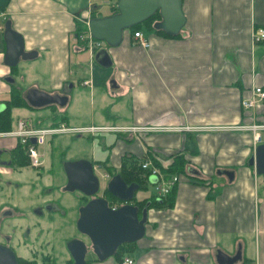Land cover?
Masks as SVG:
<instances>
[{
  "label": "crops",
  "instance_id": "1",
  "mask_svg": "<svg viewBox=\"0 0 264 264\" xmlns=\"http://www.w3.org/2000/svg\"><path fill=\"white\" fill-rule=\"evenodd\" d=\"M104 3L109 9L103 13ZM0 6V102L10 98L14 86L27 104L10 109V131L21 119L33 127L121 123L160 128L142 132L141 138L112 133L101 141V134L88 136L91 142L100 138L89 148L91 158L85 159L108 178L96 161L106 160L117 171L125 153L143 162L151 161L149 149L160 159L183 150L186 167L195 170L190 178L179 177L171 207L148 208L144 235L125 253L135 264H219L218 249L234 254L238 248L241 259L234 264H264V191L258 189L264 182L246 162L264 143V131L255 142L251 131L227 127L264 122V100L243 106L255 85L264 89V39L253 38L264 29V0H182L186 22L179 37L143 26L138 31L149 42L143 47L125 29L120 44L107 47L109 67L97 64L74 35L78 23L86 29L82 21L92 11L96 17L112 14L116 0H0ZM6 20L22 35L24 50L36 53L20 60L15 73L3 63ZM29 88L67 100L35 107L24 98ZM17 143L14 136H0V225H39L34 230L44 233L75 225L78 208L88 198L61 191L66 176L51 170L49 145L40 151L42 165L32 167L15 163ZM63 147L66 153L72 149L69 142ZM96 148L101 158L94 157ZM150 178L147 184H153ZM32 193L36 199L28 203L35 205V215L50 206L45 219H33L24 211L23 197ZM92 258L91 264H118L112 256Z\"/></svg>",
  "mask_w": 264,
  "mask_h": 264
},
{
  "label": "water",
  "instance_id": "2",
  "mask_svg": "<svg viewBox=\"0 0 264 264\" xmlns=\"http://www.w3.org/2000/svg\"><path fill=\"white\" fill-rule=\"evenodd\" d=\"M116 8L117 11L113 14L91 17L88 20V29L93 38L103 40L106 45L98 49L93 57L101 67H109L112 63L107 47L118 46L125 29L143 23L156 12L160 19L154 22L153 27L163 30L167 35L179 34L186 22L182 0H116ZM3 39L6 46L3 63L9 67L16 66L20 60L31 59L36 54L24 50L23 37L12 28L10 20L4 23ZM24 98L28 104L35 107L63 105L67 100L65 95L48 93L38 88L27 89ZM247 163L255 168L264 182V143L255 147ZM62 167L66 183L61 191H77L88 198L79 206L75 222L78 231L86 236L88 241L80 236L66 240L65 246L72 258L70 264H87L88 251L97 259L104 260L114 255L120 244L135 241L144 235L150 203L147 202L141 209L135 203L134 197L140 187L137 182L128 184L119 173L108 178L103 191L106 189L118 201L117 204H112L108 197L98 195L100 181L91 160H66ZM188 170L195 172L192 168ZM150 179L151 183L157 180L155 177ZM46 208L49 209L50 206ZM215 256L219 264H234L241 259V250L238 248L234 254H228L218 249ZM0 264H19L15 250L2 242Z\"/></svg>",
  "mask_w": 264,
  "mask_h": 264
},
{
  "label": "rangeland",
  "instance_id": "3",
  "mask_svg": "<svg viewBox=\"0 0 264 264\" xmlns=\"http://www.w3.org/2000/svg\"><path fill=\"white\" fill-rule=\"evenodd\" d=\"M107 9H109L108 4L104 3L101 10L104 13L108 11ZM118 124H121V123H118ZM96 125H99V124H96ZM113 135L115 134H112V133L103 134L102 135L103 138L101 137L100 140L103 141L104 138L105 139H107L108 137L111 138ZM135 137L137 138L144 137V133H139ZM99 138H100L99 136H96L95 141L91 142L89 140L88 135L86 134L80 137L74 136L71 134H59L53 137L52 142H46L44 146H40L38 149L39 151L42 152L43 147H46L47 145L50 146L49 149H46V152L48 153L49 158L51 159V162H52L51 170H53V172H59V174H62L64 173L63 167H62V163L64 161L70 160V159L74 160L78 158H85V157L91 158V156H88L90 154L89 152L91 151L89 150V148L91 147L94 148V145L98 143ZM57 141L59 142V144H57ZM67 142H69L72 149H74V150L71 149L70 151H68V153L65 152L66 148L63 147L67 144ZM72 142H75V143H72ZM97 147L99 146L97 145ZM97 149L98 148H96V151L94 150V157L101 158L102 154L100 150L98 151ZM249 157L250 155L246 157V162L249 160ZM45 169L46 167H44L43 170L45 171ZM95 172L98 175L99 181H100V188L98 191V195H103L104 194L103 189L107 183L108 178L105 176L103 169L96 168ZM183 177L184 176L181 175L180 178H183ZM64 179L66 182V178ZM153 187H154L153 184H150V183L146 184V189L141 188L136 192L135 194L136 199L149 197L150 194H154L156 190H154ZM258 189L262 193L264 191L263 184H259ZM62 194L67 196V193H62ZM35 199L36 198H35V195H33V193L27 197H23V200L27 202L24 205V211H26L29 217L33 219H41V218L45 219L46 216L49 214V211L47 209L44 208L43 214L41 216L38 214L39 215L38 216V215H35L33 212L35 210L33 209L35 205L33 204L32 206L30 205V203H28L30 200H35ZM36 226H39V225H31V226L30 225L29 226L28 225H0V241H3L10 247H12L11 245H13L14 248L13 247L12 248L15 250L17 257L19 256L24 257L22 256L23 254L28 259H35L38 264H48L46 263V261H48V259H46L47 257H49L52 260H55V264H70L72 260L71 262L69 261L72 258H70L71 256L69 255V252L65 246V242L67 238L73 235V236H80L82 238H85L88 241L87 237L81 234L78 231V229L73 225H60L56 229L49 228V230L46 233L43 232L44 229L40 230V228H36L34 230ZM45 226H49V225H45ZM6 234L7 236L10 237L9 243L5 241ZM132 253L136 254V251H133ZM129 255L131 256V254ZM92 256H93V253L91 251H88L86 258L93 259ZM112 257L114 256L112 255Z\"/></svg>",
  "mask_w": 264,
  "mask_h": 264
},
{
  "label": "built area",
  "instance_id": "4",
  "mask_svg": "<svg viewBox=\"0 0 264 264\" xmlns=\"http://www.w3.org/2000/svg\"><path fill=\"white\" fill-rule=\"evenodd\" d=\"M91 18V17H90ZM82 21L85 24L86 29L82 32L74 35L77 40L84 42L88 48L92 57L94 53L105 46L103 40H97L93 38L88 29V20ZM134 38L138 40L143 47H148L149 42L144 39L140 31H135L133 33ZM254 40L256 42L264 39V29H260L258 33H254ZM90 81H84L83 84H89ZM253 96L251 98H246L243 100L244 107H253L259 105L260 101L264 100V89L259 85H255L252 91ZM228 128L236 130H249L253 133V139L255 142L260 141L261 135L260 132L264 131V122L262 123H251L249 125H231L227 126ZM160 128L142 126V125H119V124H99V125H86V126H70L66 123H59L45 127H33L28 125L24 120H19L17 122V127L14 131L9 132H0V136H14L18 139V142L22 144L25 149L27 156L29 158V163L32 167H39L43 163V154L40 153L38 147L44 145L48 139L55 135L59 134H71L74 136L88 135L95 136L98 134H107V133H130L129 135H138L142 132H151L158 130ZM175 129V128H174ZM143 169L149 171V178L155 177L157 180L153 183L155 187V196L157 199H162L166 196L172 187L178 182L179 176L174 174L168 178H165L163 173L156 168L151 161L145 160L141 163ZM117 204V203H116ZM121 264H135V258L133 256L124 254L121 259ZM242 264H250L248 262H243Z\"/></svg>",
  "mask_w": 264,
  "mask_h": 264
},
{
  "label": "trees",
  "instance_id": "5",
  "mask_svg": "<svg viewBox=\"0 0 264 264\" xmlns=\"http://www.w3.org/2000/svg\"><path fill=\"white\" fill-rule=\"evenodd\" d=\"M4 8L0 6V12H2ZM117 11L116 6L114 7V12ZM91 17H96V14H94V11H92ZM160 19V16L158 12L150 16L147 20H145L143 23L134 25L130 29L135 32L138 30H141L143 26L149 30H154L155 32L159 33L160 35H163L168 38H177L179 37V34L175 36H170L167 35L163 30L161 29H155L153 27L154 22L158 21ZM78 27L76 28V34L80 33L85 29V27L81 24H77ZM12 73H15L17 70V66L11 67ZM0 104H4V108L0 109V132H5V131H10L11 130V118H10V109L14 106H26L25 100L22 98L20 89L17 87L12 86L10 90V98L8 100H5L3 102H0ZM120 137L125 138L129 134L125 133H118ZM124 136V137H123ZM122 138L120 140H122ZM127 140V139H124ZM149 151V156L151 159V162L153 165L159 169L160 172L164 174L165 177H170L174 174H177L179 177L184 176L189 177L191 176L189 172V166L186 167L187 164V159L185 156V153L183 150L177 151L173 155H169L165 157L164 159H160L157 157V155L153 154L151 149ZM14 153L16 154V157L14 161L20 166L23 165H28L29 164V158L26 154V149L25 147L20 144V142L17 143L16 148L14 150ZM18 155V156H17ZM142 159L139 157H136L135 155H129L128 153H125L121 157V164L119 170H112L111 167L106 166L107 161H96L95 164H100L101 167H103L109 174L110 177L116 173H119L122 178L125 180L126 183H131V182H137L140 187L139 189L143 188L146 189V184L149 181V171L146 169H143L141 166ZM190 178V177H189ZM175 190H176V184L172 187L170 192L166 195L165 198L163 199H157L155 194H150L149 197H145L142 200H136L134 197V200L136 201L135 203L141 208L145 206L147 202H149L148 208L151 207H157V206H163L168 205V207H171L173 205L174 199H175ZM103 195H106V197H109L111 200L112 204L118 203V201L111 196V194L105 189ZM85 199V197H84ZM134 241L132 242H124L120 244L113 255L114 258L116 259L118 264H121V259L122 256L130 251V247L133 244ZM48 261L46 263L48 264H55V260L50 259L47 257ZM72 259H70L69 262H71ZM243 260H248V258H244ZM19 264H38L35 259H28L26 257H18ZM92 259L88 258L87 259V264H91Z\"/></svg>",
  "mask_w": 264,
  "mask_h": 264
},
{
  "label": "flooded vegetation",
  "instance_id": "6",
  "mask_svg": "<svg viewBox=\"0 0 264 264\" xmlns=\"http://www.w3.org/2000/svg\"><path fill=\"white\" fill-rule=\"evenodd\" d=\"M108 178H110V177H108ZM48 206V205H47ZM38 210H36V212H37ZM73 226H75L76 227V225H73ZM71 237H74L73 235L72 236H69L67 239H69V238H71ZM10 237L9 236H7V234L5 235V241L7 242V243H9L10 241ZM0 242H2V243H4L3 241H0ZM6 244V243H5ZM12 247H13V245H11ZM14 248V247H13ZM70 255V254H69ZM71 258V257H70ZM95 258V257H94ZM88 259V258H87Z\"/></svg>",
  "mask_w": 264,
  "mask_h": 264
}]
</instances>
